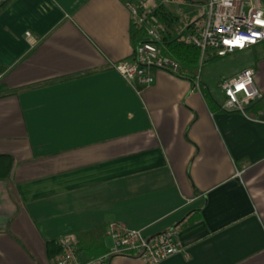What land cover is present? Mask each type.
<instances>
[{
    "label": "crops",
    "instance_id": "obj_1",
    "mask_svg": "<svg viewBox=\"0 0 264 264\" xmlns=\"http://www.w3.org/2000/svg\"><path fill=\"white\" fill-rule=\"evenodd\" d=\"M131 23L122 0L0 7V264H53L45 242L65 237L100 255L110 222L175 228L180 252L156 264H264V106L227 111L219 87L250 67L264 95V41L226 55L246 59L229 74L152 69L132 87L112 66L132 58Z\"/></svg>",
    "mask_w": 264,
    "mask_h": 264
},
{
    "label": "built area",
    "instance_id": "obj_2",
    "mask_svg": "<svg viewBox=\"0 0 264 264\" xmlns=\"http://www.w3.org/2000/svg\"><path fill=\"white\" fill-rule=\"evenodd\" d=\"M173 1L153 0L151 7L142 3L141 13L135 5L127 3L131 22L143 26L147 37L132 51L130 60L118 61L112 65L128 85L135 87L151 84L152 69L172 73L177 71V63L165 55L159 46L161 25L150 14L156 5H170ZM192 1V11L182 6L174 11L178 22L177 39L196 46L201 57L207 54L224 57L264 41L262 0ZM219 87L224 97L222 107L227 111L246 114V108L262 96L254 85L253 69L250 67L242 69L232 78L220 81ZM176 232L171 227L144 235L140 229H128L110 222L106 225L104 234L111 245L105 253L82 258L77 253L75 239L65 237L59 241L60 249L53 264H109L110 257L119 253H130L145 264H156L180 252Z\"/></svg>",
    "mask_w": 264,
    "mask_h": 264
},
{
    "label": "trees",
    "instance_id": "obj_3",
    "mask_svg": "<svg viewBox=\"0 0 264 264\" xmlns=\"http://www.w3.org/2000/svg\"><path fill=\"white\" fill-rule=\"evenodd\" d=\"M10 0H3L0 2V7L7 4ZM125 3L135 5L139 13L142 12V8L139 6L137 0H122ZM150 14L155 16L161 25L160 29V39L159 46L162 52L175 61L178 65L175 75L188 77L190 79H196L197 72L202 63H211L218 60L220 57L216 55L207 54L205 56H200L199 49L184 41L177 39V16L175 15L172 7L169 5H156L150 11ZM128 38L132 49L134 50L136 46L146 40V32L143 26H137L133 23L130 24L128 29ZM7 90L5 87L0 85V94L5 93ZM207 94V93H206ZM207 96V95H206ZM264 106V95H262L258 100L252 103L247 112L249 116H254L258 111ZM3 161L6 163L7 168L11 162V158L8 156L0 155V163ZM60 246L56 241L48 240L45 242L46 254L49 258L57 255ZM79 248L77 249V253ZM98 254V253H97ZM80 256V254L78 253ZM95 255H90V257ZM98 256V255H96ZM88 258V256H87Z\"/></svg>",
    "mask_w": 264,
    "mask_h": 264
},
{
    "label": "rangeland",
    "instance_id": "obj_4",
    "mask_svg": "<svg viewBox=\"0 0 264 264\" xmlns=\"http://www.w3.org/2000/svg\"><path fill=\"white\" fill-rule=\"evenodd\" d=\"M144 1L146 2L147 0ZM151 1L152 0H148V6L150 7L153 3V1L152 3ZM262 4L264 6V0H262ZM220 60V62L202 63V67L200 66L198 69V74L202 76L203 74L205 75L206 73H210L212 74V76H214L215 72L221 71H224V74H229V72H231V70H233L234 68H239L246 64V59L237 58L236 56H226L221 58Z\"/></svg>",
    "mask_w": 264,
    "mask_h": 264
}]
</instances>
